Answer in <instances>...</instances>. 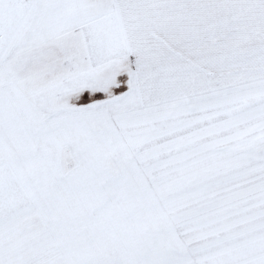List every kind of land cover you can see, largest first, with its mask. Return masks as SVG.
<instances>
[{
    "label": "snow or ice",
    "instance_id": "snow-or-ice-1",
    "mask_svg": "<svg viewBox=\"0 0 264 264\" xmlns=\"http://www.w3.org/2000/svg\"><path fill=\"white\" fill-rule=\"evenodd\" d=\"M0 264H264V0H0Z\"/></svg>",
    "mask_w": 264,
    "mask_h": 264
}]
</instances>
